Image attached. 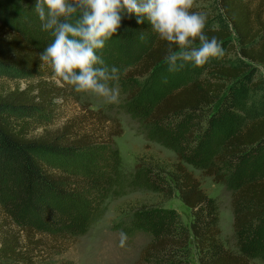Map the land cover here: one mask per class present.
<instances>
[{
  "label": "trees",
  "instance_id": "16d2710c",
  "mask_svg": "<svg viewBox=\"0 0 264 264\" xmlns=\"http://www.w3.org/2000/svg\"><path fill=\"white\" fill-rule=\"evenodd\" d=\"M207 1L218 4L221 13L190 11L206 15L205 34L223 44L225 55L201 67L184 64L205 73V78L166 95L144 112L145 123L162 143L173 146L186 140L187 148L176 150L180 162L173 170L138 166L125 182L132 189L150 184L168 199L177 194L190 210L191 221L186 225L177 210L162 205L134 212L131 231L152 237L138 264H191L193 250L199 264H253L256 259L264 263V179L237 182L233 189L234 252L221 240L217 200L202 190L182 162L223 183L226 176L220 171L243 172L249 160L264 153V115L229 134L223 143L216 142L217 133L236 121L244 95L256 91L264 102V83L253 81L255 69L264 66V0ZM22 2L0 0V8L24 9ZM122 20L132 24L137 17L124 14ZM4 31L0 27V77L28 83L25 89L18 86L0 93V192L9 196L8 201H0V264H57V258L87 232L102 203L105 187L97 180V161L104 148V161L110 162L117 176L119 151L114 139L123 130L103 110L88 108L56 130H48L47 120L56 115L57 101L65 97L66 88L39 77L46 64L33 39ZM230 52L238 57L228 65H215ZM168 54L169 43L158 35L139 52L129 75L151 77L168 66ZM166 127H173L176 139ZM40 129L43 134L37 135ZM189 141L196 146L186 158L183 152L189 151Z\"/></svg>",
  "mask_w": 264,
  "mask_h": 264
},
{
  "label": "rangeland",
  "instance_id": "374dc122",
  "mask_svg": "<svg viewBox=\"0 0 264 264\" xmlns=\"http://www.w3.org/2000/svg\"><path fill=\"white\" fill-rule=\"evenodd\" d=\"M23 2L24 9H19L18 6L14 9L8 7L9 9L1 10L0 8V27L6 33L28 35L43 52L52 43L54 37L41 27V21L34 11L37 0H23ZM217 7L218 4L215 2L195 0L191 10L211 12L215 16L221 13ZM157 36L158 34L153 30V26L147 18H144L143 24L137 21L129 24L127 20H122L118 34L107 42L102 52L105 63L109 67L115 66L120 70L119 80L112 82L119 88L118 103H110L107 98L90 92L77 93L71 85H59L65 86L66 95L57 101L56 115L51 120H47L48 130H56L70 119L81 116L84 109L88 108L94 111L101 109L106 115L119 121L123 133L114 139L115 146L119 151L117 176H115L110 162L104 161L107 153V149L104 148L101 151V159L97 161L99 166L97 180L100 185L105 187L102 203L98 202L101 204L96 207V211L90 218L87 232L79 238L74 247L57 258V264H138L142 250L152 240V237L147 233L139 230L131 231L132 223L135 222L134 212L143 206L162 205L166 208H173L182 216L186 225L190 224V210L185 207L177 194L168 199L155 192L150 184L148 187H135L134 189L126 187L125 184L126 177L131 179L138 166L152 168L159 166L166 171H171L180 162L176 150L187 148L186 140H183L181 145L175 140L170 141V143L175 142L173 146L165 145L160 141L156 132L152 131L145 123L144 112L148 108L154 107L166 95L189 85L194 80L205 78V73L194 71L185 66L176 72H170L168 66H164L151 77L140 79L131 77L129 72L135 66V59L139 52L148 44H152ZM237 57L238 55L234 52H230L225 59L215 65H228L230 60L233 61ZM39 77L51 83L55 82L52 69L47 64ZM257 80L264 83V66H258L255 69L253 81ZM27 83L26 79L20 80L10 76L0 77V93L9 92L18 86L25 89ZM261 95L256 91H250L241 98L236 111V121L217 133V143H223L229 134L239 132L252 120L264 115V102ZM166 129H170L168 132L176 139L177 135L173 132V127H166ZM36 134H43V129L38 130ZM189 143V151L183 152L186 158L190 156L192 147L196 146L195 143L190 141ZM220 149L217 147L216 151L218 152ZM182 162L198 179L202 190L217 200L221 240L227 249L236 252L233 229V189L238 186V183L247 179H264V153L249 160L245 164L243 172L235 173L230 170V173H225V171H220L219 175L226 176V181L223 183H217L213 177L206 175L204 169ZM111 164H113L112 161ZM76 172L81 174V170H76ZM8 200L9 196L0 192V201ZM0 214L2 213L0 212ZM121 233L126 234L123 246L120 243ZM252 263L264 264L258 259L253 260ZM191 264H199L194 250Z\"/></svg>",
  "mask_w": 264,
  "mask_h": 264
},
{
  "label": "clouds",
  "instance_id": "9594fccd",
  "mask_svg": "<svg viewBox=\"0 0 264 264\" xmlns=\"http://www.w3.org/2000/svg\"><path fill=\"white\" fill-rule=\"evenodd\" d=\"M195 0H37V13L43 30L54 37L40 60L50 66L58 85H71L77 93H94L119 102L120 70L109 67L102 52L118 34L123 15L135 14L137 22L146 17L153 30L169 43L165 57L170 72L186 63L196 67L223 58L225 49L216 37L205 34L207 17L190 11ZM199 41V46H197ZM176 45V49H172ZM121 246L126 234L121 233Z\"/></svg>",
  "mask_w": 264,
  "mask_h": 264
}]
</instances>
